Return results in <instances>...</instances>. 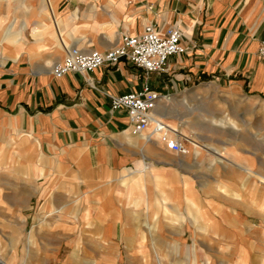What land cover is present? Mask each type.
Here are the masks:
<instances>
[{
  "label": "crops",
  "instance_id": "0c3cea01",
  "mask_svg": "<svg viewBox=\"0 0 264 264\" xmlns=\"http://www.w3.org/2000/svg\"><path fill=\"white\" fill-rule=\"evenodd\" d=\"M146 22L159 32L172 23L180 28L184 49L169 54L164 69L144 72L119 59L52 74L65 46L104 50ZM263 33L264 0H0V165L4 183L21 185L15 191L5 185L10 198L36 199L47 213L74 216V231L96 233L91 246L131 248L127 263H179L184 253L196 264L188 247L171 252L172 240L201 231L205 215L221 221L225 209L235 217L238 200L231 190L248 178L226 175L224 168L208 174L205 151L220 148L224 160L237 154L251 166L252 157L193 141L181 153L152 128L132 133L124 111L110 107L109 94L146 82L159 94L151 115L166 124L159 108L187 104L208 82L264 100V60L257 55ZM167 126L168 138L182 140ZM14 167V175L6 170ZM221 182L229 193L217 187ZM208 184H215L212 190ZM246 203L240 202L245 213L253 214ZM52 225L51 231L61 229ZM233 225L225 223L223 233L236 232ZM245 225L252 231V223Z\"/></svg>",
  "mask_w": 264,
  "mask_h": 264
},
{
  "label": "rangeland",
  "instance_id": "374dc122",
  "mask_svg": "<svg viewBox=\"0 0 264 264\" xmlns=\"http://www.w3.org/2000/svg\"><path fill=\"white\" fill-rule=\"evenodd\" d=\"M195 96L191 97L187 104L176 105V109L165 106L166 111L159 108V112L166 114L164 118L168 119L167 124L177 130V134L188 148L191 141L197 147L227 145L240 154L250 155L254 169L244 158L236 159L237 154L234 159H230L233 162H230L224 160L225 152H220V148H217L219 150L217 153L205 151V157H210L209 162L206 160L204 163L208 174H212L213 171L215 175H219V171L222 173L224 168L226 175L237 173L248 176L247 183L242 181L235 185V190H231L238 200V210L233 217L224 209L221 212L223 215L221 221L214 220L211 215H205L206 224L200 226L202 230L191 233L190 239L185 241L174 238L173 249L170 248V251L175 250L177 246L176 250L180 254L184 250L183 247H188L191 250L188 252L189 256H196V264H264V209H261V206L264 207V173H262L264 151H257L260 146H264V133L260 132L264 130V100L254 101L251 96L244 93L235 94L225 86L210 82L198 86ZM227 118L236 125L232 126L227 123L228 121L225 122ZM4 154V150H0V163ZM256 154L261 156V159H257ZM17 169L19 168L14 167L6 170L13 171L14 175ZM4 171L2 164L0 165V253L6 263L130 264L127 263L126 258L129 251H132L131 248L91 246L95 242L89 240L96 233L74 231L72 228L76 225L75 220H71L74 216L61 212L47 213L45 206H40L42 201L36 199H11V189L6 188L8 190L6 191L5 185L12 186L14 191L19 190L21 185L4 183ZM213 185L215 184H208L210 190ZM217 187L222 192L229 193L224 182ZM240 202H247L246 204L258 214L255 212L246 214ZM192 218L193 221L196 220L195 216ZM247 222L252 223V231L246 229ZM53 223L61 229L51 231ZM225 223L234 224L231 227L236 232L223 233ZM159 250L164 251V249ZM120 256L122 260L117 263L116 260ZM178 262L172 264H191L188 255L184 253L182 260ZM144 264L150 263L145 259Z\"/></svg>",
  "mask_w": 264,
  "mask_h": 264
},
{
  "label": "built area",
  "instance_id": "2783aa9c",
  "mask_svg": "<svg viewBox=\"0 0 264 264\" xmlns=\"http://www.w3.org/2000/svg\"><path fill=\"white\" fill-rule=\"evenodd\" d=\"M180 36V28L175 23L159 32L152 22H146L139 33H124L116 44L104 50L81 51L75 46H65L61 60L51 64V72L60 75L66 71H88L101 64L115 63L119 59L130 61L144 72L159 71L164 69L169 54L184 49ZM257 55L264 60V33L257 47ZM158 97L159 94L144 82L138 89L109 94V103L111 108L124 111L132 133L143 131L152 122V130L158 132L166 146L184 153L187 150L184 142L168 138L167 124L151 115Z\"/></svg>",
  "mask_w": 264,
  "mask_h": 264
},
{
  "label": "bare ground",
  "instance_id": "6f19581e",
  "mask_svg": "<svg viewBox=\"0 0 264 264\" xmlns=\"http://www.w3.org/2000/svg\"><path fill=\"white\" fill-rule=\"evenodd\" d=\"M152 128V122H150L149 123V125L146 127V130H150ZM153 132H155V133H157L158 134V132H156V131H153ZM193 145H195V143L193 142L192 143ZM187 148H188V146H187ZM188 151H189V148H188ZM188 151H187V153H188ZM186 153V154H187ZM34 256H36V254H34ZM33 256V257H34ZM207 261H209V259H207ZM194 263V262H193ZM0 264H8V263H6L5 261H4V259H3V257L1 256V253H0ZM10 264V263H9Z\"/></svg>",
  "mask_w": 264,
  "mask_h": 264
}]
</instances>
